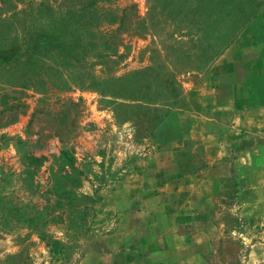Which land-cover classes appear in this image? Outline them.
Returning <instances> with one entry per match:
<instances>
[{"label":"rangeland","instance_id":"1","mask_svg":"<svg viewBox=\"0 0 264 264\" xmlns=\"http://www.w3.org/2000/svg\"><path fill=\"white\" fill-rule=\"evenodd\" d=\"M262 13L264 0H0V264L153 259L128 242L162 200L127 193L158 189L162 123ZM182 142L199 162L200 142ZM224 219L203 264H257Z\"/></svg>","mask_w":264,"mask_h":264},{"label":"crops","instance_id":"2","mask_svg":"<svg viewBox=\"0 0 264 264\" xmlns=\"http://www.w3.org/2000/svg\"><path fill=\"white\" fill-rule=\"evenodd\" d=\"M248 27L239 37L245 45L231 46L215 64L222 73L188 90L162 123L168 137L151 168V187L158 189L127 193L157 200L151 205L162 200L163 209L152 217L157 221L128 242L153 252L146 264L206 263L225 216L240 222L238 237L250 248L246 262L264 264V13ZM247 40L259 46L248 48ZM233 51L239 63L228 57ZM187 136L200 142L197 163L195 150L182 142ZM127 257L130 264L129 252Z\"/></svg>","mask_w":264,"mask_h":264},{"label":"trees","instance_id":"3","mask_svg":"<svg viewBox=\"0 0 264 264\" xmlns=\"http://www.w3.org/2000/svg\"><path fill=\"white\" fill-rule=\"evenodd\" d=\"M53 38L54 37L44 36L43 35V36H39V38H37V39H34V40L31 39V42L34 43V48L35 49L41 48L39 53H43L45 50H42V48H48L49 46H51L50 43L53 40ZM46 40L48 41L47 43H46ZM42 45H44V46H42ZM159 112H162V110L161 109L155 110V113H159ZM164 116L159 118L158 122H160Z\"/></svg>","mask_w":264,"mask_h":264}]
</instances>
